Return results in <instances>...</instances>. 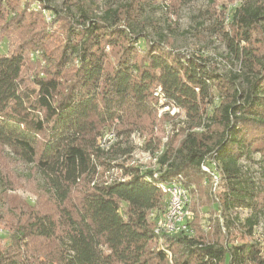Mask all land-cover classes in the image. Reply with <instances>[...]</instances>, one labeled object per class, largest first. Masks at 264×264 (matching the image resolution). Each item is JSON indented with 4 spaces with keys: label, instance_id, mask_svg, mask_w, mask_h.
<instances>
[{
    "label": "trees",
    "instance_id": "16d2710c",
    "mask_svg": "<svg viewBox=\"0 0 264 264\" xmlns=\"http://www.w3.org/2000/svg\"><path fill=\"white\" fill-rule=\"evenodd\" d=\"M32 1L26 0L23 15L35 12L29 9ZM36 1L38 11L59 14L51 0ZM92 2L63 0L69 27L59 59L53 63L46 56L51 70L42 76L29 83L22 77L23 45L0 54V147L33 166L56 209L54 215L28 214L14 241L20 250L19 244L35 238L52 251L29 256L24 249L0 264H168L166 253L173 264H264V237L261 244L230 240L236 230L252 235L264 207V182L259 188L240 163L259 154L264 168V0H240L231 13H222L232 29L218 23L215 31L227 59L242 71L227 75L204 56L175 49L162 32L151 39L137 26L153 0H123L96 14ZM106 49L115 51L113 63ZM42 61L46 64L43 55ZM157 89L184 112L190 127L176 147L164 146L154 178L151 171L110 161L132 152V132L148 129L146 147L159 149L152 126ZM111 127L120 141L103 149L101 134ZM202 165L220 183L207 195L208 212L215 216L210 232L156 235L149 213L160 215L166 206L156 182L180 177L188 190L201 180L212 182ZM113 166L123 180L99 182ZM243 208L250 217L242 222L232 217ZM190 216L189 224L197 220L191 207ZM159 242L162 248L154 251L151 245Z\"/></svg>",
    "mask_w": 264,
    "mask_h": 264
},
{
    "label": "rangeland",
    "instance_id": "374dc122",
    "mask_svg": "<svg viewBox=\"0 0 264 264\" xmlns=\"http://www.w3.org/2000/svg\"><path fill=\"white\" fill-rule=\"evenodd\" d=\"M89 1L87 0V2ZM93 1L94 4L91 9L96 14L101 12L102 8L107 5L114 7L120 5L123 0ZM62 3L63 0H51V7L59 12V14H55L52 10L51 12L38 11L39 4L35 0L31 2L29 8L30 10L35 9L33 10L35 12L23 15L22 10L27 4L26 0H9L8 4L2 3V0H0V54L13 52L18 46L23 45L25 65L22 77L27 83L30 82V77L42 76L47 70H51V67L47 64L46 56L52 55L53 63L59 59L61 42L65 31L69 27V19L65 17L66 12L62 8ZM239 3L240 0H234L233 2L232 0H214L213 3L209 0H187L186 4L182 6L179 4V0H153L151 6L144 7L141 12V18L144 20H141V23H138L137 26L140 25L143 32L151 39H155L157 33L162 32L170 38V43L174 42L172 46L175 49L190 55L198 53L204 56L220 75L239 74V72H242L239 65L235 61L227 59L225 45L215 31L218 23H222L226 31H231L232 27L227 25L229 23L228 17L224 19L222 13L224 15H226V11L231 13ZM49 17L50 19H48ZM19 22L20 28H16ZM167 22L173 29L172 31L168 28ZM42 29H44L43 34L40 33ZM136 50L137 48H135V54L140 55L141 52L136 53ZM106 51L109 54V63H113L115 51H112V49H106ZM42 55L45 57L46 64L42 61ZM75 62L73 59L72 64ZM155 116V122L152 125L153 136L156 138L159 149L164 146L167 147L169 144L176 147L181 141L184 131L190 127L187 122H184V112L180 111L176 116H172L160 113L158 108ZM149 128L152 127L149 126ZM192 130L202 131L200 128L194 127ZM148 132V129L142 132H132L129 141L133 147V153L131 152L130 156H118L115 158L116 160L113 159L110 163L125 164L124 166L131 165L141 169L146 165H149L150 168L153 167L150 157L156 154L159 149L151 152L146 147V141L150 138ZM108 134L113 135V142L120 141L114 127L106 130L100 138L104 139ZM112 143L104 149L109 148ZM253 159V162L241 160L240 163L243 171H248L258 183V187L261 188V184L264 182V168L259 163V154H255ZM121 172L115 166L107 172L103 171L102 173V170H100L102 174L99 182L117 179ZM208 174L210 175V173ZM39 185V178L33 166L21 163L14 158L8 149L0 147V260L17 259L18 252L20 251L19 255H23L24 249L29 256L35 255L33 252L41 249L52 251L51 245H44L43 242L35 238L27 240L26 245L19 244L21 246L20 250H18V244L14 243L18 231L25 229L28 214H55L54 203L52 200L50 201V197L44 193ZM219 188V181H216L215 184L214 179L212 182L206 180V183L201 180L198 184L189 188V191L191 190L189 193V212L191 207L197 218L196 221L189 224L192 235L201 234L202 232L208 234L210 232L207 231L210 226V217L214 219L215 216H211L208 212L209 201L207 195L210 192L216 193ZM250 214L248 209L243 208L235 210L232 217H236L242 222L250 217ZM258 217L259 223L254 227L252 235L236 230V232L231 233L230 240L235 244L245 241H257L261 244L264 237V207ZM190 220L191 216L189 223ZM160 243L159 245L157 243L151 245V248L154 251H159L162 248ZM166 256L168 264H173V259H169L167 253Z\"/></svg>",
    "mask_w": 264,
    "mask_h": 264
},
{
    "label": "built area",
    "instance_id": "2783aa9c",
    "mask_svg": "<svg viewBox=\"0 0 264 264\" xmlns=\"http://www.w3.org/2000/svg\"><path fill=\"white\" fill-rule=\"evenodd\" d=\"M50 19V17L48 18ZM155 96L157 97V109L159 108L160 113L170 114L172 116H176L181 110L175 106V104L171 102H167L163 95L161 94L160 89H157L155 92ZM113 135L108 134L104 139L99 140L100 147L104 149L110 145L113 141ZM164 147H161L156 154L152 157V165L153 167H149L146 165L144 168H140L141 170H148L153 173V177L157 178L159 175L158 172V161L160 156L163 153ZM150 168V169H149ZM152 169V170H151ZM165 169V168H164ZM163 169V171H164ZM201 169L204 172H208L213 176L215 181H218V178L210 172V169L206 165H202ZM122 174L117 179L111 180H123ZM156 187L160 191V193L164 196L166 206L162 214L157 215L156 211H151L149 213L150 219H152L155 223L154 233L156 235L159 234H168V235H177V234H186L192 235V230L189 226L190 212V194L188 188H186L182 184V180L180 177H174L168 180H161L156 182ZM169 255V254H168ZM170 259V256H168Z\"/></svg>",
    "mask_w": 264,
    "mask_h": 264
}]
</instances>
